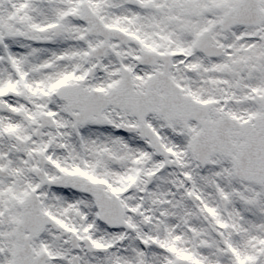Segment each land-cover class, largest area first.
Here are the masks:
<instances>
[{
  "label": "snow or ice",
  "instance_id": "obj_1",
  "mask_svg": "<svg viewBox=\"0 0 264 264\" xmlns=\"http://www.w3.org/2000/svg\"><path fill=\"white\" fill-rule=\"evenodd\" d=\"M0 264H264V0H0Z\"/></svg>",
  "mask_w": 264,
  "mask_h": 264
}]
</instances>
